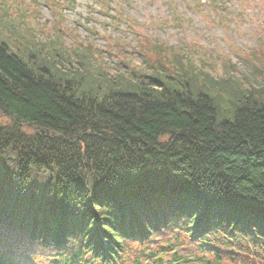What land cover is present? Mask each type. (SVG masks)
I'll return each mask as SVG.
<instances>
[{
  "label": "trees",
  "instance_id": "trees-1",
  "mask_svg": "<svg viewBox=\"0 0 264 264\" xmlns=\"http://www.w3.org/2000/svg\"><path fill=\"white\" fill-rule=\"evenodd\" d=\"M0 31V264H264L263 102L224 122L187 70L94 95Z\"/></svg>",
  "mask_w": 264,
  "mask_h": 264
},
{
  "label": "rangeland",
  "instance_id": "rangeland-1",
  "mask_svg": "<svg viewBox=\"0 0 264 264\" xmlns=\"http://www.w3.org/2000/svg\"><path fill=\"white\" fill-rule=\"evenodd\" d=\"M13 1L19 6L1 0L0 11V26L18 32L6 38L13 51L38 64L57 56L55 69L82 77L84 91L134 89L145 78L165 84L195 71L224 122L240 103H264V0ZM10 123L0 115V125Z\"/></svg>",
  "mask_w": 264,
  "mask_h": 264
}]
</instances>
